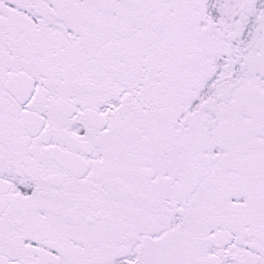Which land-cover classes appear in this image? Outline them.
<instances>
[{
	"label": "snow or ice",
	"instance_id": "6c2138e0",
	"mask_svg": "<svg viewBox=\"0 0 264 264\" xmlns=\"http://www.w3.org/2000/svg\"><path fill=\"white\" fill-rule=\"evenodd\" d=\"M0 264H264V0H0Z\"/></svg>",
	"mask_w": 264,
	"mask_h": 264
}]
</instances>
